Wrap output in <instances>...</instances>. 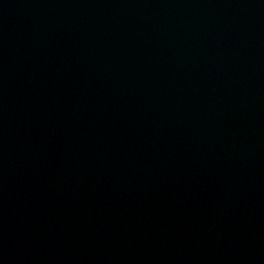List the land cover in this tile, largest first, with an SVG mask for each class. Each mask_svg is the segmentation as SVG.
<instances>
[{
  "label": "water",
  "instance_id": "water-1",
  "mask_svg": "<svg viewBox=\"0 0 264 264\" xmlns=\"http://www.w3.org/2000/svg\"><path fill=\"white\" fill-rule=\"evenodd\" d=\"M0 264H264V0H0Z\"/></svg>",
  "mask_w": 264,
  "mask_h": 264
}]
</instances>
